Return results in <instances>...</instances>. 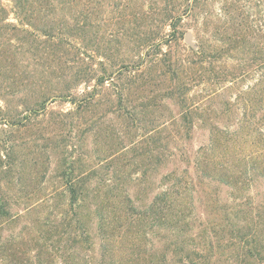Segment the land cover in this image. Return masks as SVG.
I'll list each match as a JSON object with an SVG mask.
<instances>
[{"label": "rangeland", "instance_id": "rangeland-1", "mask_svg": "<svg viewBox=\"0 0 264 264\" xmlns=\"http://www.w3.org/2000/svg\"><path fill=\"white\" fill-rule=\"evenodd\" d=\"M263 34L264 0H0V264H264Z\"/></svg>", "mask_w": 264, "mask_h": 264}, {"label": "trees", "instance_id": "trees-1", "mask_svg": "<svg viewBox=\"0 0 264 264\" xmlns=\"http://www.w3.org/2000/svg\"><path fill=\"white\" fill-rule=\"evenodd\" d=\"M193 3L194 4H197L198 3V0H193ZM238 19V18H237ZM237 19H235V20H237ZM231 20H233V21H235L234 20V18H231ZM239 24L241 23V22H238ZM241 25V24H240ZM241 33V32H240ZM264 35V34H263ZM235 41L237 40V43L238 42H241L243 45V47H244V50L242 49V53H244V54H246L247 52H246V50H249V47L251 46V47H254L253 46V44H255V47H256V45H258V44H256V42H258V40L257 39H259L260 40V38H259V36L258 35H256V34H252L249 38H247L246 36H242V35H239V33H238V35H236L235 37ZM236 43V42H235ZM238 47V46H237ZM239 47H240V45H239ZM254 47V48H255ZM213 48V47H212ZM228 49V48H227ZM227 49H225V50H222V48L221 49H218V48H213V52H214V50H216L215 51V53L217 52V53H219V52H222V53H225L226 52V50ZM256 50L257 49H259V48H255ZM206 53H207V55H208V52L206 51L205 52V50L204 51H201L200 52V54L202 55V56H206L207 57V55H206ZM255 53V55H254V57H253V59L251 58V59H249L251 62H247V61H249V60H246V59H244V60H242V62H244L243 63V67H237V69H239V70H241V72H240V74H239V76L240 77H243V76H245V71H249L252 67H253V64L254 63H257V61L258 60H263L264 59V53H262L261 51H256V52H254ZM217 59V58H216ZM241 62V61H240ZM241 62V63H242ZM240 63V64H241ZM206 72L208 73V71H205V72H203L204 74L203 75H201L200 76V78H207L206 76H207V74H206ZM210 72V71H209ZM219 75H222L223 77H222V79H227V78H232V77H235L236 76V73L235 72H230V73H228V74H226V73H218V74H212V76L213 77H216V78H218V76ZM208 79V78H207ZM184 118H187V114L186 115H184ZM190 132H191V130H188V129H186V134L188 135V134H190ZM218 138H220V137H218L217 135H216V137H215V139L214 140H210V142L208 143V145H206V150L207 151H209L210 150V152H213V150H215L214 148H215V145H216V143L219 141V139ZM205 150V149H204ZM79 182H80V180L79 179H77V178H75L73 181H69L68 182V192H69V194H70V196H71V198H72V202H74V201H76V199H77V191H78V184H79ZM197 185L199 186L200 185V183L198 182L197 183ZM175 187H177L176 189H178L179 187H182V184H179V185H177V186H175ZM175 187H173V188H175ZM201 187V186H200ZM170 193H171V197H173L172 196V194H173V191L170 189ZM211 225L212 224V222L211 221H209L208 222V225ZM87 236V234H80L79 235V238H82L83 240V242H88V240H89V238H87L86 237ZM263 250H264V247H263ZM180 252H182V251H180ZM175 255H177V253H175ZM177 263L176 264H186V262H189V264L191 263V264H193V261H190L189 260V258H188V256H181V257H179V259L176 261Z\"/></svg>", "mask_w": 264, "mask_h": 264}, {"label": "water", "instance_id": "water-1", "mask_svg": "<svg viewBox=\"0 0 264 264\" xmlns=\"http://www.w3.org/2000/svg\"><path fill=\"white\" fill-rule=\"evenodd\" d=\"M184 40H185L186 44H188L189 46L194 47V44L192 42V35L189 32L186 33V35L184 37Z\"/></svg>", "mask_w": 264, "mask_h": 264}]
</instances>
